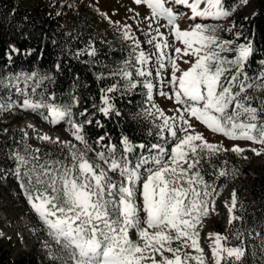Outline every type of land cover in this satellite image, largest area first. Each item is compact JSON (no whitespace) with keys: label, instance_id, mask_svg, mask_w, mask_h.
I'll list each match as a JSON object with an SVG mask.
<instances>
[{"label":"snow or ice","instance_id":"snow-or-ice-1","mask_svg":"<svg viewBox=\"0 0 264 264\" xmlns=\"http://www.w3.org/2000/svg\"><path fill=\"white\" fill-rule=\"evenodd\" d=\"M133 2L150 10L144 18L151 21L147 25V43L156 52L139 50L140 42L132 36L131 26L124 25L122 35L134 46L137 76H152L149 65L153 55L161 84L167 76L169 92L159 94L174 101L178 106L174 109L176 114L167 116L153 105L155 111L149 110L148 115L160 119L157 134L166 144L171 143V148L152 144L149 150H155L154 154L140 155L133 163L129 156L134 146L123 137L121 152L110 143L104 146L105 151L95 153V160H90L88 153L95 150L83 135V125L74 120L72 104L56 103L54 96L33 99L38 95L40 83L48 77L37 81L36 74H32L23 78L25 83L34 81L29 85L30 91L16 88L22 101H0V114L19 108L40 115L52 125L64 122L83 147L61 141L59 137L39 135L36 138L41 141L64 147L68 151L66 161L42 160L40 149L28 146L23 153L14 154L18 161L15 174L34 213L66 253L65 264H205L200 231L204 219L215 212L217 189L204 180L200 171L202 161L208 162L212 156L227 151L264 155V98L247 94L249 89L264 92V74L250 79L244 71L253 54L251 41L233 47L235 41L221 39L218 33L222 29L218 25L194 23L188 29H181L178 14L172 7L174 4L186 6L191 11L188 18L193 21L198 18L220 21L233 11L225 7L224 0ZM241 2L247 4L248 0ZM105 18L120 24L112 22L106 14ZM161 27L182 46L169 44ZM234 27L223 31L231 32ZM235 36L239 39L241 33L236 32ZM229 53L234 55L230 58ZM181 63L189 66L181 68ZM119 74L131 88L137 87L138 82L127 66ZM9 84L11 79L7 84L0 81V87ZM143 84L151 101L155 85L147 80ZM114 91L115 86L104 90V106L99 111L105 116L113 111L107 93ZM256 100L259 103L253 106ZM193 121L231 141H248L260 147L242 148L233 144L229 149L210 143L202 133L196 132ZM27 136L24 132L22 139L26 140ZM104 139L99 137L96 143ZM138 147L143 149L145 145ZM216 175L227 177L230 171L218 169ZM231 175H235L234 170ZM235 207L236 193L233 192L229 212ZM237 219L238 216H231L230 223ZM208 236L213 241L214 264H238L242 260L243 248L229 246L227 235L209 233Z\"/></svg>","mask_w":264,"mask_h":264},{"label":"trees","instance_id":"trees-1","mask_svg":"<svg viewBox=\"0 0 264 264\" xmlns=\"http://www.w3.org/2000/svg\"><path fill=\"white\" fill-rule=\"evenodd\" d=\"M240 2L224 0L225 7L232 10ZM56 5L57 2L53 7L49 3L41 4L31 10L23 0H0V81L7 84L11 79L7 87H0V101H22L16 88L30 91L29 85L34 83H25V76L36 74L37 81L40 77H48L40 83L36 90L38 95L33 99L54 96L56 103H71L72 112L77 115L75 121L83 125V135L94 150L105 151L104 146L111 143L120 152L118 147L123 137L136 148L140 144L145 147L163 144L165 141L157 134L158 123L144 111L149 100L143 82L154 77V55L149 65L152 76H137L134 46L130 40H107L105 33L92 25L90 16L84 14H76L77 20L71 25L69 14L63 9L55 10ZM236 32L241 33L239 39ZM225 38L235 41L233 47L252 42L253 54L244 71L250 79L258 77L264 70V2L250 17L238 20L233 33ZM139 50L144 51L141 45ZM227 55L231 58L234 54ZM125 66L138 82L136 88H131L119 74ZM113 86L116 91L107 93L113 111L105 116L99 108L104 106V90ZM248 95L264 98L260 93ZM258 103L259 100L254 101L253 106ZM102 136L105 139L97 144ZM22 137L23 133L13 126L4 129L0 124V171L3 174L16 173L18 161L14 154L23 153L28 144ZM69 141L83 146L73 139ZM136 154L137 149L132 157ZM40 155L42 160L66 161L68 151L60 144L45 145L41 146ZM202 165L200 171L207 183L217 189L229 183L232 168L228 162L211 157L208 162L202 161ZM218 169H228L230 175L218 177ZM245 176L248 177L246 182L237 185L236 207L232 212L239 219L229 227L217 225L216 230L229 237V246L235 240L234 247L243 248L244 256L238 264H264V175H250L249 169H245ZM11 182L21 190L16 174ZM10 244L0 239V264H46L35 253L13 257L8 249Z\"/></svg>","mask_w":264,"mask_h":264},{"label":"rangeland","instance_id":"rangeland-1","mask_svg":"<svg viewBox=\"0 0 264 264\" xmlns=\"http://www.w3.org/2000/svg\"><path fill=\"white\" fill-rule=\"evenodd\" d=\"M24 4L29 9H34L38 5H45L49 3L52 6L57 2L55 10L63 9L64 12L69 14L70 24L73 25L77 20L75 15L84 14L90 16L91 23L95 28L105 33L107 40H121L127 41L123 38L122 27L124 25L131 26V34L136 38L143 50L148 53H155L156 50L153 45L148 44L149 39L146 33L149 31L147 28L148 23L144 18L150 14V10L145 5H137L133 0H23ZM264 2V0H248L247 4L240 2L236 8L233 9L232 14L226 19L217 21L214 19L204 20L198 18L193 21L188 17L191 15L190 9L186 6L174 4L172 5L173 11L178 14V23L181 29H188L194 23H206L209 25H218L222 31L218 34L221 39L228 40L227 36L231 35V32L223 31L232 25L236 26L238 20L246 17H250L258 7ZM203 7V6H202ZM105 14L112 22H120L119 25L110 23L109 19L105 18ZM164 24V21H160ZM70 25V26H71ZM155 27V25H154ZM160 31L163 32L168 39L169 44L173 47H181L179 42H174L171 35H169L166 28L161 27ZM153 35L155 33L153 32ZM155 57V55H154ZM185 59H188L185 57ZM181 68H187L189 65L181 63ZM156 69L157 65L154 64ZM154 77L149 81L152 82L155 87L152 90V100L145 106V112L155 111L153 105L161 109L165 115H175L174 109L178 106L174 101L165 98L159 94L160 91L169 92L167 86V76L164 79V83L161 84L160 78L154 71ZM264 74L263 72L260 74ZM259 75V76H260ZM25 84V83H23ZM263 94L264 92L249 89L248 94ZM150 116V115H149ZM77 117L76 113H73V118ZM154 120L160 124L161 121L158 118ZM30 123L33 127H29ZM196 132L202 133L204 137L213 144H220L224 148H231L233 144H239L242 148L257 147L260 145H253L248 141H231L222 135L212 133L206 127L200 125L198 122L193 121ZM0 124L4 129L13 126L15 129L23 133L27 132V140L30 145L40 148L45 145H53V143L41 141L36 137L39 135L47 134L55 139L59 137L61 141H69L74 139L72 131L68 125L56 126L45 121L43 117L32 113L30 111H24L22 109H15L14 112H4L0 114ZM76 142V141H75ZM171 143H165V147L171 148ZM78 147V146H77ZM81 146L80 148H82ZM16 152V151H15ZM97 150L88 153L90 160H95V153ZM246 156L247 159L243 157ZM212 158L217 159L220 162L226 161L231 166V171H235V175H231L229 183L221 189H217V195L215 197V212L210 213L209 217L203 221V228L200 231V245L204 249L205 264H214V257L211 254L212 239L209 238V233L216 232V226L228 227L230 223L232 212H229V208L232 204V193L237 194V185L240 186L246 182L247 176H245V169H249L250 175L263 174L264 175V155L256 156L251 151H246L241 155L233 153L231 151L220 152ZM132 162L133 160L130 159ZM20 192L12 184L10 180H6L4 175L0 174V238L6 241L10 239L11 244L8 249L11 250L13 257H18L22 253H35L38 258L46 264H65L66 253H64L60 246L49 236L47 227L38 218L31 208L27 198L23 194V189L20 187ZM132 238L135 240V233H131ZM3 236L5 238H3ZM235 240L231 241V245L234 246ZM176 245L174 244L173 247ZM195 254V253H193ZM166 255H168L166 253ZM159 259V257H157ZM71 264V262H69Z\"/></svg>","mask_w":264,"mask_h":264},{"label":"built area","instance_id":"built-area-1","mask_svg":"<svg viewBox=\"0 0 264 264\" xmlns=\"http://www.w3.org/2000/svg\"><path fill=\"white\" fill-rule=\"evenodd\" d=\"M3 238H5L4 236H3ZM1 240H2V238H0ZM4 241V240H3ZM10 241V239L9 240H6V241H4V242H9Z\"/></svg>","mask_w":264,"mask_h":264},{"label":"bare ground","instance_id":"bare-ground-1","mask_svg":"<svg viewBox=\"0 0 264 264\" xmlns=\"http://www.w3.org/2000/svg\"><path fill=\"white\" fill-rule=\"evenodd\" d=\"M29 125H31L30 123H28Z\"/></svg>","mask_w":264,"mask_h":264}]
</instances>
